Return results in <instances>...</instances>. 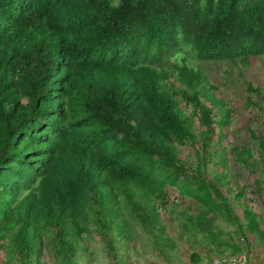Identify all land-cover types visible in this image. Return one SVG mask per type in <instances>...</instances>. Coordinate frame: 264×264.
<instances>
[{
  "label": "trees",
  "instance_id": "1",
  "mask_svg": "<svg viewBox=\"0 0 264 264\" xmlns=\"http://www.w3.org/2000/svg\"><path fill=\"white\" fill-rule=\"evenodd\" d=\"M186 48L200 61L234 66L264 56V0H0V251L44 264L49 235L60 264H80L91 225L122 264L124 202L172 262L176 244L159 212L172 206L158 170L173 183L200 182L249 250L223 192L234 193L223 144L234 110ZM247 86L248 105L264 116L263 89ZM185 143L196 150V168L180 156ZM252 153L231 151L238 163ZM244 219L264 240L247 206ZM181 220L218 257L241 254L213 248L217 236L203 216Z\"/></svg>",
  "mask_w": 264,
  "mask_h": 264
},
{
  "label": "rangeland",
  "instance_id": "2",
  "mask_svg": "<svg viewBox=\"0 0 264 264\" xmlns=\"http://www.w3.org/2000/svg\"><path fill=\"white\" fill-rule=\"evenodd\" d=\"M196 66H199L209 81L220 88L221 96L234 110L232 123L226 128L224 143L227 148L228 166L233 194L223 190L230 200L235 218L245 226L249 250L243 237L239 234L237 226L231 221L224 209L214 196L203 185L191 176H182L173 183L169 172L158 170L157 176L165 182L164 190L170 197L172 213H161V221L166 227V234L176 244V250L172 252V262L164 259L155 249L153 239L145 233L140 224L132 217L128 208L122 206L127 219L128 232L125 237L117 238L118 256L122 264H209L213 259L220 258L211 252L209 245L198 239L182 228V218H188L196 223L198 217L203 216L202 224L209 232L216 235L213 248L218 252L231 254L234 247L245 254L249 264H264V240H260L257 234L248 231L247 222L244 219V208L249 207L256 215L261 229L264 230V116L259 114L257 108L248 105V84L254 88L261 87L264 94V56L253 57L247 64L232 65L229 61L204 62L197 59L189 49L182 51ZM172 57L167 63L175 62ZM258 100L257 95H253ZM198 122V121H197ZM217 140V137H216ZM234 147L250 148L253 151V159L247 162H237L236 156L231 154ZM180 156L186 159L192 166L197 167L198 156L196 150L185 143L180 146ZM214 169L213 166L210 170ZM222 171L221 167L216 169ZM188 174H192L189 172ZM236 193H242L243 198L238 202ZM209 223L210 228L205 225ZM116 235H118L116 233ZM87 250L82 252L80 264H118L107 245L93 232V227L88 226L85 235ZM42 248L41 261L44 264H60L55 255L53 238L45 236ZM0 264H19L17 256L10 258L6 251H0Z\"/></svg>",
  "mask_w": 264,
  "mask_h": 264
},
{
  "label": "built area",
  "instance_id": "3",
  "mask_svg": "<svg viewBox=\"0 0 264 264\" xmlns=\"http://www.w3.org/2000/svg\"><path fill=\"white\" fill-rule=\"evenodd\" d=\"M209 264H249V260L245 254H239L227 258H216Z\"/></svg>",
  "mask_w": 264,
  "mask_h": 264
}]
</instances>
